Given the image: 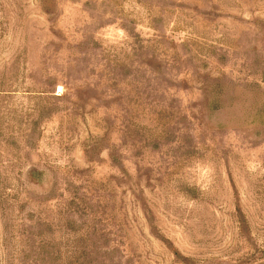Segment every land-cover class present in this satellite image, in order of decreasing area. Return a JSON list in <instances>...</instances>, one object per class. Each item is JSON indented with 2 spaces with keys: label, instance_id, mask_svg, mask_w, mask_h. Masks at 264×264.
<instances>
[{
  "label": "rangeland",
  "instance_id": "rangeland-1",
  "mask_svg": "<svg viewBox=\"0 0 264 264\" xmlns=\"http://www.w3.org/2000/svg\"><path fill=\"white\" fill-rule=\"evenodd\" d=\"M0 264H264V0H0Z\"/></svg>",
  "mask_w": 264,
  "mask_h": 264
}]
</instances>
